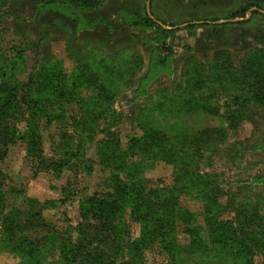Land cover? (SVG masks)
<instances>
[{"label":"rangeland","instance_id":"374dc122","mask_svg":"<svg viewBox=\"0 0 264 264\" xmlns=\"http://www.w3.org/2000/svg\"><path fill=\"white\" fill-rule=\"evenodd\" d=\"M69 1L0 0V85L43 75L65 92H37L44 105L54 99L51 120L27 115L12 123L16 139L0 133V264H68L63 245L78 239L104 264H237L212 244L210 219L229 222L264 264V0H98L88 10ZM148 130L160 131L158 146ZM188 130L199 160L184 153L195 145ZM118 181L147 193L190 187L178 201L193 221L177 224L173 243L142 247L129 206L104 223L110 232L83 220L82 201L114 194ZM38 215L48 227L28 232Z\"/></svg>","mask_w":264,"mask_h":264},{"label":"trees","instance_id":"16d2710c","mask_svg":"<svg viewBox=\"0 0 264 264\" xmlns=\"http://www.w3.org/2000/svg\"><path fill=\"white\" fill-rule=\"evenodd\" d=\"M69 3L75 8H79L81 10H88L93 7L95 8L99 4L98 0H70ZM241 13L246 14L247 9H242L233 16L237 17ZM144 21L147 26L154 25L149 16H146ZM158 28L162 30L161 26H158ZM81 75H83L82 72L78 73L76 78H81ZM41 76L43 75H32L30 80L27 83L22 84L20 87H13L7 84L0 85V133H4V136L6 137L4 141L16 139V133L19 131L15 128V126H12V123L23 120L27 115L33 121L42 116L48 117V115V119L51 120L49 111L50 107L52 108L54 106V99L47 100V104L44 105L42 104L43 100H41V97L39 98L37 96V92L42 91L45 95H52L55 93V90L56 92L59 90H57V86L52 88L53 86L48 84V82L44 84L41 81ZM50 77L52 79L54 76ZM72 83L76 84L77 81H73ZM94 84L98 83H93L91 80L90 86H93ZM97 89H99L100 93H102L103 91H106L107 86H105V84L100 85ZM62 90L63 93L58 92L60 93L58 97L61 101H63L62 97L65 96L64 88ZM151 133L152 132L148 130L146 135L154 139V144L158 146V144H156L157 137H155V135L159 134L160 131L157 133L154 131V134ZM26 134L29 138H32L33 135L38 137V126L29 124ZM185 134V139L191 141V143H194L195 145L192 149L190 147L184 148V153H187V155L199 160L198 157H200V148L196 147L198 143V135L196 132L189 130L186 131ZM155 145L151 144L150 150H153ZM159 153V156L169 154L166 149L161 148L159 149ZM64 156L66 157L67 155L64 153ZM190 175H195V173L193 172ZM190 181H193V179H190ZM118 183L119 185L117 191L114 194H108L104 197L95 195L92 198H86L82 201L80 205V212L83 220H95L99 223L97 229L101 227L107 229L104 223H110V221L115 220L117 215L122 214L125 211V208L129 206L133 221L139 222L143 226L142 247L153 242L155 239H161L168 245L173 243L174 238H172L171 234L177 224L190 223L193 221L194 214L188 209L181 207L178 201L179 193L185 190H190V187L183 189L172 187L169 189L155 190L147 193L141 185H135L132 190H129V187L123 182L118 181ZM1 213H6L3 224L8 230L9 237L12 241H15L17 232L20 228L17 222H15V218L12 219L8 217L11 214H14L15 217V212L7 208L3 209ZM36 217H38V220L31 221L27 227L28 232L32 229L31 225L36 226L37 224L40 226L42 224V226L48 227L47 223L45 225V220H43L41 216L38 215ZM209 224L212 244L215 247H221L219 248L221 253H224L237 264H257L251 256L252 254L248 248L249 246L236 236V232L231 227L229 222L210 219ZM111 230H115V227L112 225L111 228L106 231L110 232ZM44 239L48 240L49 238L45 237L43 240ZM36 243L37 246L38 244L41 246L42 244L40 243H42V240H38ZM16 244L18 245L17 248L24 252V255L26 253L34 255L33 251L36 250V247L32 244L28 246L29 240H21L18 238ZM137 250H140V246L137 247ZM93 252L95 251L90 250L83 244L82 240L78 239L77 243L73 246L66 241L65 245H63L62 253L65 262L68 264H104L105 262L102 258V254L95 252V256ZM88 257L92 258V263H88Z\"/></svg>","mask_w":264,"mask_h":264},{"label":"water","instance_id":"95a60500","mask_svg":"<svg viewBox=\"0 0 264 264\" xmlns=\"http://www.w3.org/2000/svg\"><path fill=\"white\" fill-rule=\"evenodd\" d=\"M148 6H149V4H148ZM233 21L238 22V21H241V19H234ZM225 22H227V20H225V21H218L216 23H225Z\"/></svg>","mask_w":264,"mask_h":264}]
</instances>
